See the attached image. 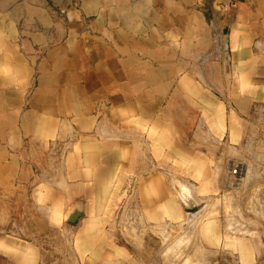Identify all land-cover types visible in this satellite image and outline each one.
<instances>
[{"label": "crops", "instance_id": "obj_1", "mask_svg": "<svg viewBox=\"0 0 264 264\" xmlns=\"http://www.w3.org/2000/svg\"><path fill=\"white\" fill-rule=\"evenodd\" d=\"M52 2L60 14L0 0V264H40L77 209L93 225L79 238L92 240L119 198L154 229L204 218L202 246L264 264L257 229L229 240L213 197L231 167L264 155V0ZM256 168L235 220L264 207ZM181 185L196 204L210 197L205 212H184Z\"/></svg>", "mask_w": 264, "mask_h": 264}, {"label": "rangeland", "instance_id": "obj_2", "mask_svg": "<svg viewBox=\"0 0 264 264\" xmlns=\"http://www.w3.org/2000/svg\"><path fill=\"white\" fill-rule=\"evenodd\" d=\"M37 1L47 2L52 7V12L60 14L52 4V1L55 0H18L19 3ZM75 1L73 0V2ZM9 13L10 11L0 10V15ZM2 23L0 21V24ZM24 23L22 21V24ZM24 28L25 26H19L20 34L24 31ZM257 143H260L259 147L263 146L264 139L258 140ZM214 144L217 147L225 148L227 142L222 141L221 144L214 142ZM257 160L259 162H255ZM256 166L264 167V155L255 156L254 160L247 158V161L237 166L243 170L238 187L232 188V185L229 184L228 186V184H225L226 186L221 190L222 193L217 192L213 195L214 198L218 195L216 198L221 201L225 200L223 204L225 205V214L230 216L229 225L236 221L233 211L235 200L239 201V196L237 195L238 193L240 194L239 188L244 187L245 192L248 189L244 178L247 175L246 179L251 176L254 181L257 180L255 179ZM231 168L234 169L233 167ZM232 169L227 173V177H229ZM225 181L227 182L226 178ZM258 181L264 183V172L260 174ZM260 191V189L257 191V195L259 194V200L260 198L263 200L264 196L260 197ZM193 192H195L194 187L190 190L183 185L177 188L179 203L184 212L190 216H195L196 214H191L186 210L184 201L189 202L192 200L195 202L194 195L196 193L194 194ZM200 194L202 195V193ZM131 195H133V192L129 196L131 197ZM209 199L210 197L203 198L201 203L198 202V213L204 211V201ZM130 204L131 213L128 214L126 208H122L121 198H119L118 203L114 204V211L109 209L108 212L102 214L101 218L96 219L94 223H99L100 225L96 226V230L93 231L92 240H80L78 235L81 230L89 229L90 226L93 229V225L89 226L85 217L74 225L67 224L64 220L63 225L53 229L47 242L40 246L42 249L40 264H234L233 256L228 252L225 253L223 249L210 250L206 246H202L200 228L205 220L204 218L200 220H196V218L188 219L173 227H163L161 230L154 229L145 226L143 220L138 218L133 198H131ZM255 204L258 206V213L249 212L250 203L240 212L243 220L242 224L246 225L248 230L247 235L227 232L229 240L236 238L248 241L250 227H254L260 233L259 240L264 242V207H261L262 211L260 205L256 202ZM93 244H98V246H93Z\"/></svg>", "mask_w": 264, "mask_h": 264}, {"label": "built area", "instance_id": "obj_3", "mask_svg": "<svg viewBox=\"0 0 264 264\" xmlns=\"http://www.w3.org/2000/svg\"><path fill=\"white\" fill-rule=\"evenodd\" d=\"M242 172L243 170L239 167L232 169L229 177H227V182L226 184L232 185L233 187H238L240 185V179L242 176ZM226 186V185H225ZM238 219H236L238 222L233 221L232 225H228L227 227V231L232 233V234H238V235H247V228L246 225L242 224V221L240 220L239 216L237 217ZM234 220V219H233ZM11 235L20 238L22 236L21 231H16L14 229V232L11 233Z\"/></svg>", "mask_w": 264, "mask_h": 264}, {"label": "water", "instance_id": "obj_4", "mask_svg": "<svg viewBox=\"0 0 264 264\" xmlns=\"http://www.w3.org/2000/svg\"><path fill=\"white\" fill-rule=\"evenodd\" d=\"M184 201V200H183ZM186 210L191 214H197L199 206L192 200L185 202ZM85 212L83 209H77L72 211L65 219V222L70 225L76 224L80 219L85 217Z\"/></svg>", "mask_w": 264, "mask_h": 264}, {"label": "bare ground", "instance_id": "obj_5", "mask_svg": "<svg viewBox=\"0 0 264 264\" xmlns=\"http://www.w3.org/2000/svg\"><path fill=\"white\" fill-rule=\"evenodd\" d=\"M188 198V197H187ZM187 200V199H186Z\"/></svg>", "mask_w": 264, "mask_h": 264}]
</instances>
